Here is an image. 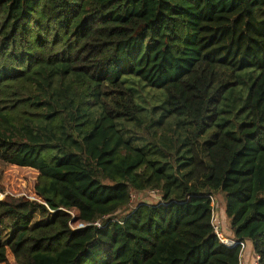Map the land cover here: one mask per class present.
Returning a JSON list of instances; mask_svg holds the SVG:
<instances>
[{"label": "trees", "instance_id": "obj_1", "mask_svg": "<svg viewBox=\"0 0 264 264\" xmlns=\"http://www.w3.org/2000/svg\"><path fill=\"white\" fill-rule=\"evenodd\" d=\"M169 116L174 154L145 139ZM0 161L37 171L0 200V264H238L218 194L264 264V0H0ZM145 190L160 201L125 212Z\"/></svg>", "mask_w": 264, "mask_h": 264}, {"label": "rangeland", "instance_id": "obj_2", "mask_svg": "<svg viewBox=\"0 0 264 264\" xmlns=\"http://www.w3.org/2000/svg\"><path fill=\"white\" fill-rule=\"evenodd\" d=\"M122 80L125 82L126 86L135 93L137 104L142 109V112L144 114L152 116V113L155 110H157L158 113H162L163 111H165V95L161 89L143 87V83L140 82L137 77H132L131 75H122ZM169 117L171 118L165 120L162 126L157 128L154 138L150 137L145 139L150 143H155L161 149H165L166 151L174 154L176 150L175 148L181 142V139L185 135H187V131L185 129L177 128L176 126H174L173 119L177 120L179 118H176L174 116ZM121 127L126 129L128 131V134L133 137L142 136L141 132L134 131L129 126L125 127L124 125H121ZM36 179V170L28 167L14 166L0 161V186L3 188L4 192H10L15 196L32 197L34 196V185L36 183ZM4 192L1 193L3 194ZM215 198L217 207L216 216L218 222H220V227H228V220L223 214V195L218 194L217 197L215 196ZM159 201L160 193L156 190L133 192L130 205L124 211L129 212L134 207V205L139 203L156 204ZM8 233L9 231L0 230V241L5 240L7 236H3L4 234ZM253 259V255L249 257V263L253 264ZM7 264L13 263L10 260Z\"/></svg>", "mask_w": 264, "mask_h": 264}, {"label": "built area", "instance_id": "obj_3", "mask_svg": "<svg viewBox=\"0 0 264 264\" xmlns=\"http://www.w3.org/2000/svg\"><path fill=\"white\" fill-rule=\"evenodd\" d=\"M2 193L0 192V195ZM6 194H10V195H13L12 193L10 192H4L2 195H1V198L0 200L6 195ZM15 196V195H13ZM132 196V195H131ZM210 199H211V205H212V209H211V224H212V227H213V232L214 234L218 237V239L220 240V242L222 244H224L225 246L227 247H234L235 245L237 244H240L241 246V249H240V254H239V261H238V264H245V261H244V254H245V243H242V242H237L231 238H227L221 231V227H220V222H218V219H217V216H216V210H217V207H216V202H215V196H209ZM112 221H114V219H111ZM109 221L108 219V216H103L102 219H98L96 220L93 225L94 226H97L99 228H102L104 227V225ZM229 239V240H232L233 242L230 244V243H227L226 240ZM253 264H258V257L257 256H254V259H253Z\"/></svg>", "mask_w": 264, "mask_h": 264}, {"label": "crops", "instance_id": "obj_4", "mask_svg": "<svg viewBox=\"0 0 264 264\" xmlns=\"http://www.w3.org/2000/svg\"><path fill=\"white\" fill-rule=\"evenodd\" d=\"M252 251H251V248H250V245L249 244H246V247H245V254H244V261H245V264H251L249 263L248 261V258L251 257L252 255ZM253 258H254V255H253Z\"/></svg>", "mask_w": 264, "mask_h": 264}, {"label": "bare ground", "instance_id": "obj_5", "mask_svg": "<svg viewBox=\"0 0 264 264\" xmlns=\"http://www.w3.org/2000/svg\"><path fill=\"white\" fill-rule=\"evenodd\" d=\"M226 242L231 244L233 241H232V240H229V239H227V240H226Z\"/></svg>", "mask_w": 264, "mask_h": 264}]
</instances>
